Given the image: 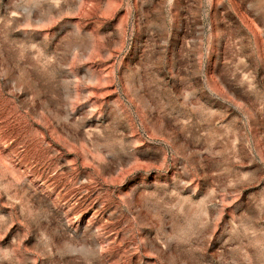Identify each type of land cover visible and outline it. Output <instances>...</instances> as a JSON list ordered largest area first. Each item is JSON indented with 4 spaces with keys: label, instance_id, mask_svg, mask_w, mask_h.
Instances as JSON below:
<instances>
[{
    "label": "rangeland",
    "instance_id": "rangeland-1",
    "mask_svg": "<svg viewBox=\"0 0 264 264\" xmlns=\"http://www.w3.org/2000/svg\"><path fill=\"white\" fill-rule=\"evenodd\" d=\"M0 264H264V0H0Z\"/></svg>",
    "mask_w": 264,
    "mask_h": 264
}]
</instances>
